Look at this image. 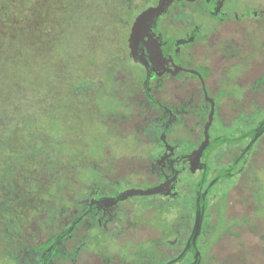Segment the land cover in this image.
<instances>
[{"label":"flooded vegetation","instance_id":"obj_1","mask_svg":"<svg viewBox=\"0 0 264 264\" xmlns=\"http://www.w3.org/2000/svg\"><path fill=\"white\" fill-rule=\"evenodd\" d=\"M128 1L119 62L92 104L103 126L93 129L90 167L45 181L50 193L31 191L30 206L0 185L2 264H211L221 202L254 193L264 156V12L247 0L237 9L228 0ZM104 97L115 101L105 111ZM226 101L237 103L227 119ZM246 208L235 216L255 217Z\"/></svg>","mask_w":264,"mask_h":264},{"label":"trees","instance_id":"obj_2","mask_svg":"<svg viewBox=\"0 0 264 264\" xmlns=\"http://www.w3.org/2000/svg\"><path fill=\"white\" fill-rule=\"evenodd\" d=\"M96 1L113 6V22L107 25L120 28L123 0ZM66 4L58 10L61 34L53 39L52 62L56 65H32L26 58L28 48L21 45L22 56L19 53L17 65L10 71L15 85L0 92V121L2 118L8 121H2L4 126H0L4 130L0 135L2 177L8 173L18 177L17 184L9 189L3 180L0 185L17 191L20 203L29 206L30 192H42L37 198L48 195L52 187L45 185V181L59 184L64 180L65 168L69 176L71 169L72 173H80L82 167H90L86 162L92 155L94 136L92 104L104 91L96 82L98 75L92 72L93 60L85 59V65H77L81 61L76 60L79 52L71 50H79L77 44L86 45L82 34L99 19L98 5L89 0L81 13L83 23L73 25L61 18ZM5 10L9 12V7ZM61 60L63 63L59 65ZM101 66V75L106 77L110 65Z\"/></svg>","mask_w":264,"mask_h":264},{"label":"rangeland","instance_id":"obj_3","mask_svg":"<svg viewBox=\"0 0 264 264\" xmlns=\"http://www.w3.org/2000/svg\"><path fill=\"white\" fill-rule=\"evenodd\" d=\"M64 1L66 2V0H0V92L7 91L15 85V79L10 78V71L14 65H17V57L20 56L19 53L24 47L28 48L26 58L32 65H56L52 62V57L54 54L53 39L61 34L58 10H61L63 5L67 3L63 16L61 13V18H66L65 20L69 24L81 25L83 23L81 13L88 7L86 5L89 3V0H67L66 3ZM247 1H252V5L259 6L254 9H261L260 11L264 12V0ZM95 2L98 5L99 19L96 23H91L88 31L82 34L83 42H86V45L80 47L77 44V48L80 49L71 50L79 52L76 60L78 62L79 58L81 61L77 65H85V59L93 60L90 65H93V74L98 75L96 82L99 85L104 78L100 72L101 65H106L107 68L108 65H112V61H115L114 63L119 62L117 61L119 54L116 52L121 46L120 40L124 35H122L123 32L107 25L109 22H113V6L103 5L96 0ZM134 2L141 3L140 0H134ZM127 3H129L128 0H123V5H127ZM242 3L243 0H228L227 5L237 9L242 7ZM7 7H9V12L5 10ZM78 42L82 43L81 41ZM20 54L22 56V53ZM24 55L25 53L23 57ZM216 60L218 57L215 58ZM62 63L61 60L59 65ZM124 64L128 63L124 62ZM122 74L121 72L119 75L121 79L124 78ZM114 102L109 97L102 98L100 100L101 105L104 106L102 110H108ZM226 103L223 110L225 119L229 118L231 114L234 116L237 110L236 102L226 101ZM2 121L7 120L2 118L0 126H4ZM102 126V124L94 123L93 129L98 131V128ZM230 129L227 128L225 133H228ZM3 131L0 129V135ZM114 140L119 141V139ZM124 142V137H121L119 143ZM121 149L125 150L124 147ZM259 160L255 165V168L257 166L259 168L254 170V174H258L260 178L253 185L254 193L250 195V199L246 201L244 197L240 200L233 197L227 201L225 198L221 202L220 208L215 212L214 229L211 230L212 234L209 241L211 252L216 255H213L211 264H264V242L260 245L259 243L255 244L254 234L251 231L256 228L260 234L264 233V156H261ZM0 180L9 185V189L12 185L17 184L18 177L8 173ZM236 180V177H231L223 183L218 182L217 186L215 185L216 188L213 186L212 193L214 191H226ZM246 206H250L255 217L245 220L235 216L237 211L241 212L243 209H247ZM228 208H230L229 213L227 212ZM19 213H21L20 209L16 213H13V210L8 212L7 215L11 219L8 222L17 223ZM227 214H231V217ZM1 262H4L2 253H0V264H2Z\"/></svg>","mask_w":264,"mask_h":264},{"label":"water","instance_id":"obj_4","mask_svg":"<svg viewBox=\"0 0 264 264\" xmlns=\"http://www.w3.org/2000/svg\"><path fill=\"white\" fill-rule=\"evenodd\" d=\"M134 31H135V29H134ZM133 34V33H132ZM206 141V140H205ZM205 143V142H204ZM199 227H200V225H199Z\"/></svg>","mask_w":264,"mask_h":264}]
</instances>
